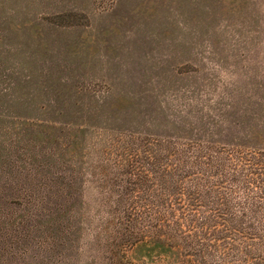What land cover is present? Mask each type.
Instances as JSON below:
<instances>
[{
  "label": "rangeland",
  "instance_id": "rangeland-1",
  "mask_svg": "<svg viewBox=\"0 0 264 264\" xmlns=\"http://www.w3.org/2000/svg\"><path fill=\"white\" fill-rule=\"evenodd\" d=\"M0 264H264V0H0Z\"/></svg>",
  "mask_w": 264,
  "mask_h": 264
}]
</instances>
